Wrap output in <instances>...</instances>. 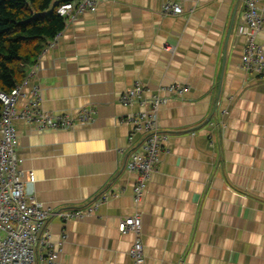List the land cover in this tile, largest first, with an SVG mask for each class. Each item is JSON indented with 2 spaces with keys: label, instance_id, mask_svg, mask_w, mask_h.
Segmentation results:
<instances>
[{
  "label": "crops",
  "instance_id": "crops-1",
  "mask_svg": "<svg viewBox=\"0 0 264 264\" xmlns=\"http://www.w3.org/2000/svg\"><path fill=\"white\" fill-rule=\"evenodd\" d=\"M165 1L99 0L94 12L66 17L54 44L21 65L33 75L16 109L37 85L46 112L96 110L69 129L14 121L19 168L44 207L68 212L108 195L78 219L50 217L54 241L66 232L56 264H131L135 236L117 224L132 215L141 218L145 264H264V77L241 65L246 0H170L181 5L177 15L161 12ZM257 3L254 41L264 50ZM135 80L147 96L187 86L158 109L168 136L138 203L126 160L142 136L128 143L121 121L138 106L118 99Z\"/></svg>",
  "mask_w": 264,
  "mask_h": 264
},
{
  "label": "built area",
  "instance_id": "built-area-1",
  "mask_svg": "<svg viewBox=\"0 0 264 264\" xmlns=\"http://www.w3.org/2000/svg\"><path fill=\"white\" fill-rule=\"evenodd\" d=\"M99 0H66L57 8L60 16L68 17L82 12H94ZM258 0H246L242 13L243 27L248 28L246 44L240 60L247 72L264 77V50L254 41L256 33L262 28V17L258 8ZM164 14H181L179 2L165 1L161 6ZM55 39V38H54ZM54 39L49 45L54 44ZM33 70L28 72L23 80L16 84L8 93L0 92L2 103L0 113V264H56V257L60 246L66 237L62 232L61 238L54 241L48 227L51 216H57L63 223L80 218L84 213L91 212L95 205L104 202L106 193L96 198L91 205L76 208L72 211H53L44 207L34 195L33 181L23 177L19 168L20 160L16 155L18 136L14 121L23 120L34 128L69 129L77 122L92 121L96 110L92 107H83L75 114H52L40 108L41 94L37 85L29 87V99L23 109H16L21 90L29 83ZM187 86L172 82L161 85L158 93L148 96V89L140 81L135 80L131 86L119 94V102L123 106L137 105L135 112L121 118V121L130 126L126 140L128 143L135 135L141 133V139L128 153L126 168L136 174L132 186V200L140 202L146 184L156 169L161 144L167 139V133L159 125L158 109L174 98H181ZM163 93V94H159ZM141 218L132 215L120 220L117 230L125 234L132 232L134 239L129 247L128 254L131 264H145V257L140 240Z\"/></svg>",
  "mask_w": 264,
  "mask_h": 264
},
{
  "label": "trees",
  "instance_id": "trees-1",
  "mask_svg": "<svg viewBox=\"0 0 264 264\" xmlns=\"http://www.w3.org/2000/svg\"><path fill=\"white\" fill-rule=\"evenodd\" d=\"M66 0H0V92L25 77L21 65L34 63L47 41L64 27L57 8ZM2 103L0 101V113Z\"/></svg>",
  "mask_w": 264,
  "mask_h": 264
}]
</instances>
